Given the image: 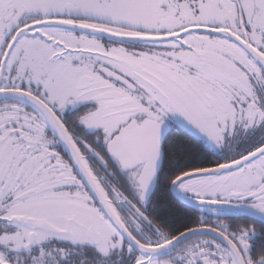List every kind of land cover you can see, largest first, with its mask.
<instances>
[{
    "label": "snow or ice",
    "instance_id": "1",
    "mask_svg": "<svg viewBox=\"0 0 264 264\" xmlns=\"http://www.w3.org/2000/svg\"><path fill=\"white\" fill-rule=\"evenodd\" d=\"M0 264H264V0H0Z\"/></svg>",
    "mask_w": 264,
    "mask_h": 264
}]
</instances>
